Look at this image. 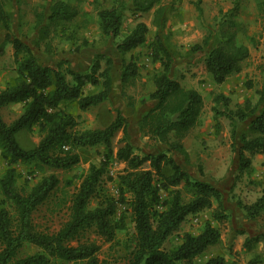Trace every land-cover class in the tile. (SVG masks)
<instances>
[{
    "label": "trees",
    "instance_id": "16d2710c",
    "mask_svg": "<svg viewBox=\"0 0 264 264\" xmlns=\"http://www.w3.org/2000/svg\"><path fill=\"white\" fill-rule=\"evenodd\" d=\"M83 0H51L48 12L35 9L34 20L28 23L27 36L36 34L35 45L52 52L53 38L60 36L79 46L89 45L84 30L91 22L92 13L81 7ZM161 0H91L100 37L112 40L121 55V86L128 105L135 106L134 97L125 91L134 87L140 78L138 59L126 55L148 41L149 26L139 18L154 10L153 24L159 29L167 22ZM259 14L264 16V0H254ZM11 0H0V25L7 31L0 44V55L11 44L16 76L0 90V160L7 167L0 177V264H53L62 260L67 264H99L101 244L97 239L82 235L94 229L105 242H115L118 232L127 228L125 217L130 216L133 233L127 238V264H227L226 258L215 255L204 262L197 257L220 241L221 230L207 220L203 228L193 234L184 231L181 242L166 248L165 243L181 230L189 215L212 210V219L229 218L223 205V194L213 184L198 180L185 171L170 154L184 151V138L198 125L204 108L202 94L195 88L183 86L170 76L174 53L160 35L149 44L154 67L146 81L139 102L155 100L154 108L146 112L138 123L143 136L165 144L167 151L138 152L130 140L125 117L117 112L114 121L104 128L78 129L80 115L66 109L76 103L81 111L107 101L113 89V59L98 53L85 71L70 67L65 70L40 62L29 44L12 34L14 15L8 9ZM131 2L136 23L123 34L125 12ZM239 1L222 15L217 31L195 44L192 51L207 48L204 59L206 70L216 84L242 71L250 57L249 46L241 43L236 27ZM104 62V63H103ZM68 76L71 78L69 79ZM97 87L86 92V87ZM215 117L224 115L230 122L232 150L238 151L239 170L236 179L248 171L252 158L264 153V92L260 102L244 103L229 109L230 98L222 93L214 95ZM9 104H22L19 116L8 124L1 109ZM224 105V111L218 105ZM250 120L248 130L237 134V122ZM22 130H36L40 140L30 149L17 140ZM122 130V145L114 151L113 139ZM101 145L103 159L93 164L82 177L73 193L69 219L54 233L39 230L33 213L57 189L60 183L49 169H72L80 160L78 150ZM123 162L125 167L115 179L117 196L105 188L107 179L113 180L110 165ZM32 166L33 176L41 177L27 193L17 186V165ZM237 205L245 218L255 220L264 213V185L260 195L249 201L238 197ZM214 204L216 206H214ZM124 209L120 211V208ZM258 240L247 238L245 246ZM26 245L37 248L33 253L20 255ZM229 264H238L236 260Z\"/></svg>",
    "mask_w": 264,
    "mask_h": 264
},
{
    "label": "rangeland",
    "instance_id": "374dc122",
    "mask_svg": "<svg viewBox=\"0 0 264 264\" xmlns=\"http://www.w3.org/2000/svg\"><path fill=\"white\" fill-rule=\"evenodd\" d=\"M50 1L51 0H11L8 4V9L14 15L12 34L27 41L41 63L53 67H57L59 63H62L61 68L63 70L70 67L77 71H85L91 65L95 55L101 53L100 50L102 47H104L108 53L115 49L111 39L109 45H107V42L100 37L96 22V14L92 6L89 5L91 0L81 1V7L92 13L91 22L84 30V34L89 40V45L79 46V42L71 43L58 35H55L53 38L54 50L52 52H46L44 46L39 47L35 45L34 40L36 39V34L27 36V25L34 20L33 12L35 9L48 12ZM71 1L75 2V0ZM236 1H239V12L236 23V26L238 27V38L240 42L248 43L251 55L243 64V77L239 78L238 82H236V86L229 92V98L231 100L230 107L234 108H236L237 105L244 103L245 100H250L252 103H259L261 93L264 92V16L259 14L254 0H161L159 6H163L167 14V22L163 28L159 29L153 24L155 8L139 18L141 21H145L150 28L146 46L152 43L157 35H160L174 54L181 55L182 52L180 48L173 45L171 42V36L183 37L182 35L185 32L182 28H184L185 23H187L189 28L187 29L188 34L186 36L191 37L193 42L195 40L202 42L206 36L217 31V24L220 18L225 12L234 6ZM130 7L131 2H129V8L125 12L123 34H125L137 21ZM169 26L175 32H171ZM6 34L7 31L0 25V44L5 39ZM147 48L145 51H141L135 56L138 59L140 78L137 80L134 87H128L125 89L128 95L134 97L135 103L139 102V98L146 85L150 71L157 66V64L152 63L151 58H149V50H147ZM13 53V46L8 44L5 47L4 53L0 55V90L5 87L9 80H12L16 76ZM126 58L129 59V55H127ZM68 78L70 79L71 77L68 76ZM113 88V93L116 94L117 99L128 103L127 98L123 96V87L121 85H114ZM95 89H97V87L89 85L86 87L85 91L91 92ZM205 100L206 102L209 101L208 96L205 97ZM218 107L219 111H224L223 104H219ZM21 110L22 104H16L2 109L1 113L3 119L10 124L19 116ZM90 112L89 115H85V118H82L81 116L80 125L77 127L78 129L103 128L112 121L111 114L107 112L104 107L98 109L94 108ZM249 120L250 118L242 122H237V131H242L247 127ZM219 131L222 135L221 143L224 144V146H227L228 138H230V122L227 118H222ZM224 133L228 136H224ZM136 135L137 134H132V138L133 136L136 138ZM16 137L20 145L25 149L33 148L40 140L36 130H22L17 133ZM121 138V133L114 137V151H116L120 145ZM137 138V140L134 139V142L136 143L135 145H137L138 152L141 154L157 152L160 149L157 143L143 135H140ZM208 147L209 145L207 148ZM103 152L104 148L101 145L81 148L78 150L80 160L72 169L64 170L45 168V173H55L59 177L60 183L49 198L33 213V222L39 230L54 233L69 219L73 193L79 187L82 177L88 172L90 166L93 164L99 165L103 159ZM179 159L181 160L180 157ZM191 160H193V166L195 168L201 166V160L200 157H198V153L193 159L190 158L189 162H191ZM6 167L7 165L5 161L1 159L0 177ZM16 167L19 175L17 186L21 192L27 193L32 185L40 179L41 174L37 173L36 176H33V168L29 165L18 164ZM197 170L198 172L200 171L199 168ZM120 171H122V168L117 162L110 165L109 176L113 177V180L107 179L105 188L113 196H117L115 179ZM242 185L243 183H241V186ZM250 186L251 185L247 183L244 191L255 192L256 188L250 189ZM252 196L253 195L246 194L245 199L248 198L247 200H249V197ZM123 209L124 207H121L119 212ZM209 211L210 210L203 212L202 218L200 219L188 218L178 235L174 234V241H170L167 247L175 244L176 237L180 236L184 231L197 234L203 228L204 223L208 220ZM124 221L126 222L127 228L118 232L117 240L113 243L105 242L95 234L93 228L88 229L82 235V239H97L101 244L99 264L128 263V253L125 249V244L127 238L133 233V225L130 216H126ZM36 250L37 248L35 246L26 245L20 252V255L33 253ZM53 264L67 263L62 260H56Z\"/></svg>",
    "mask_w": 264,
    "mask_h": 264
},
{
    "label": "crops",
    "instance_id": "0c3cea01",
    "mask_svg": "<svg viewBox=\"0 0 264 264\" xmlns=\"http://www.w3.org/2000/svg\"><path fill=\"white\" fill-rule=\"evenodd\" d=\"M188 28L189 27L187 23H185L184 28H182L185 32L182 35L183 37L171 36V42L173 43V45L178 46L180 48L182 54H174V61L171 67L170 76L174 79H177L183 86L195 88L196 90H198L203 96L204 108L199 118L198 125L183 140L185 148L183 153L171 152L170 154L175 158L177 163L191 176L198 180L206 181L213 184L222 192L223 205L226 209V213L229 215V218L227 220L218 222L212 219L211 215L213 209H210L209 217L207 219L210 220L215 227L221 230V238L218 243L209 246L207 250H205V252L199 255L197 257V260L199 262H204L212 256L221 254L226 258L227 264L231 263L234 260H236L238 264H264V213L255 220H248L245 218L244 211L236 203V200L239 196L245 198L246 194L253 195L252 197H249V200L252 201L260 195V191L262 189V186L264 185V153L254 155L252 158L251 168L245 173H243L240 178L236 179V175L239 170L238 151L232 150L231 145L233 140L230 131V138H228L227 146H224V144L221 143L222 135L219 131L220 122L223 117H226L224 115H219L218 117H215V111L213 109V107L216 105L213 101V96L218 93H222L229 97L230 90L236 86V82H238L239 78L243 77L244 71L242 69L241 72L229 76V78L224 83L216 84L213 81L211 75L207 72L206 65L204 62L208 50L207 48H205L199 51H192V47L195 44L200 43L201 41L195 40L193 42L191 40V37L186 36L188 34ZM169 30L171 32H175L170 26ZM109 41L110 39L107 41V45H109ZM25 42L28 44L27 41ZM146 44L147 42L137 47L128 55L136 56L137 53L145 51L147 47V50H149L150 52L149 45L146 46ZM244 44L249 46L248 43ZM100 51L102 54H107L106 56H109L113 59V87L114 85H121V55L116 49H113L111 50L112 52L108 53L106 52L105 48L102 47ZM113 90L114 88L112 89L111 95L107 101L97 106L91 107L88 110L81 111L76 103L68 104L65 107L68 111L72 112L75 115H80V117L82 116V118H85V115H89L92 109L104 107L106 108L107 112L111 110L109 113L111 114L112 121L115 120L117 112H120L126 119L128 125V132L129 135H131L130 140L135 145L136 143L134 142V139L137 140V137L142 135L139 131L138 123L146 112L154 108V106L156 105V101L149 100L145 103L138 102L135 106H130L123 100L117 99L116 94L113 93ZM206 96H208L209 98L208 102H206L205 100ZM10 105L16 104H9L3 107L2 109ZM229 109L235 108L230 107L229 104ZM250 120L247 123V127H245L242 131H237V134L248 130ZM119 133H121L123 136L122 130H119L115 136H117ZM132 134H137L136 138H134V136L132 138ZM224 136L228 135L224 133ZM121 145L122 143H120L118 147H120ZM157 145H159L160 147L157 152L167 151V146L165 144L157 143ZM208 145L209 147L207 148ZM197 153L198 157H200L201 160V166H197V168H195L193 166V160H191V162L189 161L190 158L193 159ZM179 157L181 158V160L179 159ZM117 163L120 164L123 170L125 167V163ZM198 168L200 170L199 172L197 170ZM241 183H243L242 186ZM247 183L251 185L250 189L256 188V191H244L245 185ZM214 206L216 205L214 204ZM202 213L203 212L195 215H189L185 222L188 220V218H202ZM179 232L180 231L175 232L174 234L178 235ZM174 234L171 235L166 241V248H172L181 242V239L178 236L176 237L175 244L171 245L170 247H167L170 241H174ZM255 237H258L257 241L249 244L248 246H245V241L247 238Z\"/></svg>",
    "mask_w": 264,
    "mask_h": 264
}]
</instances>
